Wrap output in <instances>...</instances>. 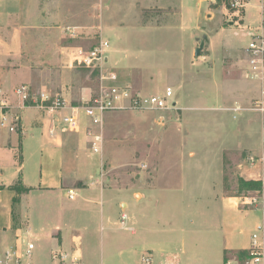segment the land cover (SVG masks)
I'll return each instance as SVG.
<instances>
[{
    "label": "crops",
    "instance_id": "0c3cea01",
    "mask_svg": "<svg viewBox=\"0 0 264 264\" xmlns=\"http://www.w3.org/2000/svg\"><path fill=\"white\" fill-rule=\"evenodd\" d=\"M195 1L196 16L191 19L193 24L183 22L181 10L178 9L175 14L179 22L182 19L179 25L182 32L191 27L198 30L197 17L207 0ZM0 2L4 7V0ZM3 7H0V64L14 58L9 52L14 46H5L3 42L6 43L11 34L19 35V26L26 23L18 19L13 22L17 27L9 31L5 23H11L10 17L6 18L5 12L1 11ZM248 7L252 8L249 14ZM207 16L210 15L207 13ZM256 17L260 24L256 26L257 31L264 32V0H249L243 9V19L253 20ZM242 22L241 26L245 21ZM168 25L153 28L142 24L137 30L160 29ZM15 40L20 43V38ZM204 46V51L212 52L206 53L210 57L216 56V50L233 51L235 48L227 44L218 49L219 43L215 37H211ZM16 47L20 48V45ZM197 48H193L192 55H195ZM245 48L240 55L246 65ZM191 64L190 58L186 63L187 68L183 61L172 64L174 67L166 70L164 76L160 75L159 69L146 67L131 66L125 72L117 70L120 80L132 83L137 92L163 95L167 88H171L174 96L182 90L191 100V105L178 107V100L175 101L173 96L176 109L157 113L164 116V126L173 123L177 127L175 145L178 151L171 154L159 152L157 158L161 161L160 166L154 171L134 173L123 189L101 185L98 179L100 172L88 173L82 169L80 154L83 144L76 151H69L65 139L51 138L48 135L50 121L36 109L24 111L25 134H11L0 128V235L11 239L6 247L20 251L22 264L24 259L28 260L24 264H55L51 259L54 250H61L70 258H79L81 264H141L146 254L152 257V264L243 263V258L252 247L251 238V241L244 239L245 223L255 216L253 223L252 220L249 222L256 229L262 223L263 216L257 207L252 210L240 207L237 198L230 195L233 188L229 189L227 179L236 172L234 169L228 171L226 163L235 160L242 151L255 152L252 155L258 157L254 166L242 164L240 174L245 176L246 182L253 181L254 185H261L264 189V125H261L263 146L259 141L230 146L227 137L231 140L234 138L229 133V114L233 113L234 120L238 118L237 115L242 118L248 114L247 119L234 130L244 131L243 134L250 137L249 133L259 128L249 117V112L254 111L239 102L205 108L210 101L203 93L192 92V87L200 81L190 77ZM160 79L166 82L164 90H158ZM16 86L13 84L5 88ZM237 106L242 109L241 112L233 111ZM191 110L203 113L199 120L203 123L201 126L210 132L205 146L208 159L214 163V171L207 173L208 179L213 178L211 181L189 184L191 175L202 176V171L193 173L190 170L194 163L185 164L186 159L194 162L198 155L192 149L195 143L190 139L186 141L182 133V112H193ZM223 134L225 143H221L220 139ZM81 137L84 140L87 138L83 131ZM26 158L38 159V174L26 171ZM71 190L75 193L74 199L69 198ZM114 208L120 210L119 221L111 215ZM123 215L124 225L121 224ZM107 228L112 233H106ZM28 243L35 245L32 252L39 249L48 259L32 262V253L30 258L26 256ZM3 246L5 244L0 242V254L5 251H2Z\"/></svg>",
    "mask_w": 264,
    "mask_h": 264
},
{
    "label": "rangeland",
    "instance_id": "374dc122",
    "mask_svg": "<svg viewBox=\"0 0 264 264\" xmlns=\"http://www.w3.org/2000/svg\"><path fill=\"white\" fill-rule=\"evenodd\" d=\"M236 1L239 5L231 6L236 4ZM248 2L249 0H207L203 3L197 17L198 30H192L194 27H191L182 32L179 28L182 19L179 22L175 14L178 9L181 10L183 22L193 24L194 21L191 19L196 16L195 0H4V7L0 2V7H3L1 11L5 12L6 18L10 17L11 22L5 23V27L12 31L17 27L13 22L18 19L26 23L22 22L23 24L19 26V35L11 34L10 38L6 36V43L3 42L5 46L8 44L14 46L9 51L14 58H8L0 64V87L11 89L12 87H5L13 84L32 85L34 89L62 94L71 106H86L102 87L106 88L111 83L102 81L101 69L82 67L74 58L80 50L85 52L103 46L105 55L108 57L106 69L116 74L119 70L125 72L129 67L136 66L159 69L160 75L164 76L166 70L174 67L172 64L183 61L185 67L190 58L192 63L191 70L189 69L190 77L200 81L197 87H192V92L203 93L210 101L205 108L220 107L221 104L232 105L236 102L250 108L261 98L262 85L248 78L245 60L240 54L254 37L264 36V32L256 29V26L260 25L257 17L253 20L242 18L243 9ZM251 9V7L247 8V14L252 12ZM242 21H245L243 26H241ZM168 23V26L160 29L137 30L142 24L154 28ZM229 23L234 25L230 26ZM211 37H215L219 43L218 49L221 45L227 44H232L235 48L233 51L216 50L218 53L214 57L207 56L206 53L212 52L204 50L201 57L192 55L193 48L199 47L202 42H210ZM16 38H20L19 44ZM18 45L20 48L16 47ZM104 75L106 76L107 73ZM161 80L158 82V90H164L166 87V82ZM127 83L130 82L127 81ZM174 100H178V107L184 104L191 105L190 97L182 90L175 94ZM191 111L193 112H182V133L186 141L190 139L195 143L192 149L198 155L196 159L194 158V162L189 158L186 159L185 164L194 163L197 167L193 166L190 170L193 173L202 171V176L191 175L188 179L189 184L211 181L213 178L208 179L207 173L214 171L212 168L214 163L208 159L205 146L210 132L208 128L201 126L203 123L199 120L203 113ZM231 114L227 119L232 131L229 133H232L231 136L234 138L231 140L227 137L230 146L236 147L239 146L238 144L243 146L251 141H259L263 146L261 125H264V113L249 112L251 121L253 119L257 123L256 127H259L253 133H249L250 137L243 134L244 131L241 133L239 129L234 130L247 119L248 114L242 118L237 115L236 120ZM22 116L24 117V112ZM43 116L48 120L45 114ZM157 119L156 113L142 115L123 112L108 113L105 119L102 154L91 152L89 139L86 138V142L81 137L82 131L71 133L57 128L55 138L65 139L69 151H76L82 143L83 148L80 154L82 169L88 173L100 172L98 179L101 180V185L123 189L134 173L143 170L154 171L160 166L161 161L157 158L159 152L171 154L178 151L175 145L178 137L177 127L173 123L164 126ZM198 122L201 123L193 127ZM51 126L52 123L49 122V127ZM43 129L46 131V127ZM220 139L221 143H225V134ZM253 153L255 152L242 151L235 160L226 163L228 171L234 169L236 172L227 179V185L229 189L233 188L230 195L237 198L236 201L240 207L247 210L257 207L263 214L264 189L261 185H254L253 181L246 182L245 176L240 174L242 164L254 166L256 163L258 156L252 155ZM24 164L26 171L39 173L37 158H26ZM242 181L252 184L253 188L242 189L240 187ZM254 200L257 202L252 204ZM98 209L97 207L96 210ZM111 215L115 220H120L118 208L112 209ZM254 218L255 216H252L249 220L253 223ZM249 220L244 226L246 241L257 233V227L255 229ZM106 233L112 232L107 228ZM10 240L8 236L0 235V242L5 244L2 251L10 249L6 247ZM5 251L0 255H3ZM247 253L241 264H246L250 260L251 250ZM32 255V262L35 263L44 258L48 259L39 249L32 252ZM23 262L27 263L28 260L24 259ZM258 264H264V254L263 260Z\"/></svg>",
    "mask_w": 264,
    "mask_h": 264
},
{
    "label": "built area",
    "instance_id": "2783aa9c",
    "mask_svg": "<svg viewBox=\"0 0 264 264\" xmlns=\"http://www.w3.org/2000/svg\"><path fill=\"white\" fill-rule=\"evenodd\" d=\"M232 4V3H231ZM238 6L239 2L231 6ZM104 47L90 51L80 50L74 60L82 67H96L102 71V81L110 82L108 87H102L86 106H71L62 94H53L47 90L34 89L32 85L21 84L11 89L0 87V128L11 134H25L24 117L22 113L27 109H36L45 114L52 123L49 136L55 138L57 128L61 131L84 132L89 139L90 150L94 154H102L104 146V126L106 115L112 113H164L176 109L173 102L174 92L167 88L163 95L144 94L135 91L130 83H124L115 72H108L106 66L108 58ZM246 73L250 80L262 85L261 98L253 104L251 110L264 113V36L254 37L245 48ZM107 73L105 76L104 74ZM241 112L240 107L233 109ZM160 124L165 122L163 115L158 116ZM264 183V180H263ZM74 191H69V198L74 199ZM257 201H252L256 203ZM251 204V203H250ZM262 223L257 233L251 237L252 247L250 260L246 264H258L264 254V211ZM125 216L122 217L124 225ZM34 244L27 245L26 256L30 258ZM22 255L15 248H10L0 255V264H22ZM51 259L55 264H81L79 258H70L61 250H54ZM141 264H152V257L146 254Z\"/></svg>",
    "mask_w": 264,
    "mask_h": 264
},
{
    "label": "trees",
    "instance_id": "16d2710c",
    "mask_svg": "<svg viewBox=\"0 0 264 264\" xmlns=\"http://www.w3.org/2000/svg\"><path fill=\"white\" fill-rule=\"evenodd\" d=\"M240 187L242 189H252L253 188L252 184L245 183L243 181L240 183ZM15 189H17V186H15ZM17 191H19V190H17Z\"/></svg>",
    "mask_w": 264,
    "mask_h": 264
},
{
    "label": "water",
    "instance_id": "95a60500",
    "mask_svg": "<svg viewBox=\"0 0 264 264\" xmlns=\"http://www.w3.org/2000/svg\"><path fill=\"white\" fill-rule=\"evenodd\" d=\"M203 48H204V42H202V43L200 44V46L197 48V50H196V52H195V56H196V57H200Z\"/></svg>",
    "mask_w": 264,
    "mask_h": 264
}]
</instances>
